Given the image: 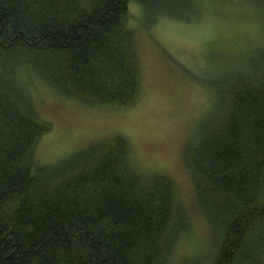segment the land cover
<instances>
[{
    "label": "trees",
    "instance_id": "obj_1",
    "mask_svg": "<svg viewBox=\"0 0 264 264\" xmlns=\"http://www.w3.org/2000/svg\"><path fill=\"white\" fill-rule=\"evenodd\" d=\"M130 1L150 28L196 16L201 0H0V264H170L189 230L172 179L140 173L123 136L36 162L51 122L35 83L88 105L141 95ZM227 70L213 72L218 105L184 161L217 236L210 264H264V47Z\"/></svg>",
    "mask_w": 264,
    "mask_h": 264
},
{
    "label": "rangeland",
    "instance_id": "obj_2",
    "mask_svg": "<svg viewBox=\"0 0 264 264\" xmlns=\"http://www.w3.org/2000/svg\"><path fill=\"white\" fill-rule=\"evenodd\" d=\"M199 4L196 16H160L146 28L138 4L128 3L143 70V89L135 102L88 105L40 84L30 89L37 113L51 122L36 146L38 164L57 163L84 146L119 135L127 140L140 173L150 177L159 172L172 179L189 230L170 264L211 263L217 236L198 204L185 149L195 128L207 123L218 105L215 91L224 81L214 80L223 75H214V70L233 69L264 47V13L253 4L245 0Z\"/></svg>",
    "mask_w": 264,
    "mask_h": 264
},
{
    "label": "bare ground",
    "instance_id": "obj_3",
    "mask_svg": "<svg viewBox=\"0 0 264 264\" xmlns=\"http://www.w3.org/2000/svg\"><path fill=\"white\" fill-rule=\"evenodd\" d=\"M174 17V16H173ZM177 18V17H176Z\"/></svg>",
    "mask_w": 264,
    "mask_h": 264
}]
</instances>
